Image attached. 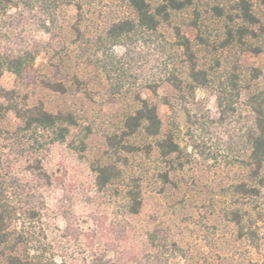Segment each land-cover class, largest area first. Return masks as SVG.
<instances>
[{
    "label": "rangeland",
    "instance_id": "374dc122",
    "mask_svg": "<svg viewBox=\"0 0 264 264\" xmlns=\"http://www.w3.org/2000/svg\"><path fill=\"white\" fill-rule=\"evenodd\" d=\"M81 1V20L74 6L60 10L63 30L55 37L39 30L28 10L0 17V34L22 17L33 20L22 19L17 33L28 32L39 43L36 68L43 75L57 62L83 82L78 93L38 90L32 99L50 112L76 116L78 125L64 143L52 144L48 132H23L13 113L0 122V211L11 218L13 241H22L17 253L57 264H264V170L259 197L237 192L239 185L250 184L244 135L250 98L264 92V52L226 45L232 24L215 7L235 15L236 0L197 1L172 12L157 31L138 29L117 44L108 39V30L132 17L128 3ZM250 1L264 23V0ZM78 20L83 39L72 29ZM176 28L191 41L198 67L208 74L207 86L194 92L174 86L176 79L189 83ZM13 48L0 44L2 51ZM0 86L13 89L15 76L6 71ZM139 95L158 106L164 133L175 135L181 151L165 160L155 139L142 133L131 139L141 150L127 155L124 174L128 181L139 179L143 195L141 213L132 215L123 192L97 190L91 164L106 157V138L122 131L127 116L140 107ZM34 140L43 146H34ZM35 158L50 184L28 171ZM157 231L164 237L160 247L150 236ZM9 252L0 248V264Z\"/></svg>",
    "mask_w": 264,
    "mask_h": 264
},
{
    "label": "trees",
    "instance_id": "16d2710c",
    "mask_svg": "<svg viewBox=\"0 0 264 264\" xmlns=\"http://www.w3.org/2000/svg\"><path fill=\"white\" fill-rule=\"evenodd\" d=\"M128 3L132 17L122 18L114 22L108 30V39L119 43L126 36L135 33L138 29L157 31L162 23L169 22L171 13L183 11L193 7L197 1L202 0H160L156 6H152L147 0H124ZM81 0H0V17L16 12L29 11L33 15L34 25L46 34L58 36L62 33L59 12L62 8L74 6L81 20L84 6ZM38 9L40 12H37ZM220 17H227L232 26L226 30V45H237L242 50L260 54L264 52V23L254 13L250 0H236L232 12H226L223 7H215ZM25 13V12H23ZM42 14L37 15V14ZM30 14V16H31ZM24 16V15H23ZM32 17V16H31ZM27 23L31 18H24ZM22 19L16 25L10 23L6 32L1 31L0 44H14L16 48L0 50V79L6 71L15 76V87L11 90L0 86V122L9 113H13L22 123V131L32 135L41 132L51 134V143H64L70 135L71 129L78 125L76 116L71 112H50L43 101H32L38 90H48L61 95L74 94L82 90L83 82L77 75L65 73L61 64L53 63L50 75H43L36 68V58L39 43L25 31L17 33L22 26ZM32 20V21H33ZM79 20L72 29L77 37H84L80 28ZM31 21V22H32ZM30 22V24H31ZM175 35L179 46L183 49L188 65V82L176 79L174 86L184 92L189 88L194 92L197 88L208 84V74L198 67L191 41L182 34L181 29L176 28ZM83 42V41H81ZM81 46H84L83 44ZM88 52V49H85ZM185 86V87H184ZM153 93L156 95L157 90ZM140 107L131 115L127 116L124 127L120 133L106 138V157L96 160L91 164L93 173L96 175L95 186L99 192L121 191L127 200L128 212L132 215L141 213L143 207V195L139 179L126 180L123 167L128 165L127 155L140 151V147L131 143V139L139 133L149 139L156 140V147L160 156L165 160L179 154L180 145L176 142L173 133H164V124L159 115L158 106L138 96ZM251 120L244 135V151L246 160L245 168L249 171L250 184L243 183L237 187L238 194L250 199L260 196L261 176L264 170V92L253 95L250 98ZM40 145L39 140H34L33 145ZM32 145V146H33ZM43 146V145H40ZM148 148H151L150 146ZM32 147L30 152H34ZM30 174L50 184V176L42 165L39 158H35L29 165ZM168 180V175H165ZM35 215V211H31ZM235 221L240 224L239 214H234ZM11 218L5 209L0 211V248L10 252L6 256L5 264H57L54 260L35 261L23 258L17 253V245L22 241L14 242L10 230ZM152 241H157V247L163 246V235L157 231L150 235Z\"/></svg>",
    "mask_w": 264,
    "mask_h": 264
}]
</instances>
